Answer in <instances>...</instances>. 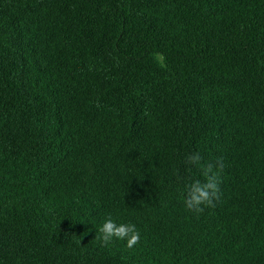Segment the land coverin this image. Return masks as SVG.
Listing matches in <instances>:
<instances>
[{"label": "trees", "instance_id": "16d2710c", "mask_svg": "<svg viewBox=\"0 0 264 264\" xmlns=\"http://www.w3.org/2000/svg\"><path fill=\"white\" fill-rule=\"evenodd\" d=\"M0 264H264V0H0Z\"/></svg>", "mask_w": 264, "mask_h": 264}, {"label": "clouds", "instance_id": "9594fccd", "mask_svg": "<svg viewBox=\"0 0 264 264\" xmlns=\"http://www.w3.org/2000/svg\"><path fill=\"white\" fill-rule=\"evenodd\" d=\"M203 157L199 152H193L186 157L189 165L198 166L204 176L203 180L196 179L187 185L185 206L196 214H202L205 208L216 207L215 201L221 196L219 184L220 172L223 164L218 158L215 163L203 164ZM99 232L98 239L107 246L114 240L126 241V247L131 249L141 240V234L134 224L116 223L111 217L105 219Z\"/></svg>", "mask_w": 264, "mask_h": 264}]
</instances>
